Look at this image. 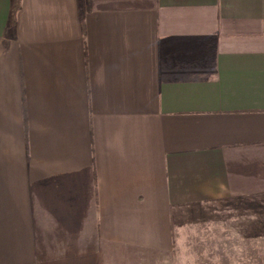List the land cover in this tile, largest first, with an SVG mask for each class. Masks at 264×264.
Masks as SVG:
<instances>
[{"label":"crops","instance_id":"crops-1","mask_svg":"<svg viewBox=\"0 0 264 264\" xmlns=\"http://www.w3.org/2000/svg\"><path fill=\"white\" fill-rule=\"evenodd\" d=\"M11 5L0 264L227 255L226 208L264 198V0H20L14 26Z\"/></svg>","mask_w":264,"mask_h":264},{"label":"rangeland","instance_id":"rangeland-1","mask_svg":"<svg viewBox=\"0 0 264 264\" xmlns=\"http://www.w3.org/2000/svg\"><path fill=\"white\" fill-rule=\"evenodd\" d=\"M226 209L229 216L238 214L239 221L228 220V222L221 223L219 224L221 227L218 228L219 231L214 232V237L218 236V238L213 239L214 249L219 245L222 246V242L223 245L227 243L228 254L213 255V264H220L218 259L221 258H223L224 263L228 264H264V198L255 201H243L239 206H235L234 202ZM228 233L229 239L221 240L219 236L225 237ZM243 234L244 238L241 237ZM252 234L254 236H251ZM198 241L200 240L198 239ZM223 252L225 251L223 250Z\"/></svg>","mask_w":264,"mask_h":264},{"label":"trees","instance_id":"trees-1","mask_svg":"<svg viewBox=\"0 0 264 264\" xmlns=\"http://www.w3.org/2000/svg\"><path fill=\"white\" fill-rule=\"evenodd\" d=\"M20 6V0H12V5L10 8V19L9 24L10 26H14L16 21V12L18 11Z\"/></svg>","mask_w":264,"mask_h":264}]
</instances>
